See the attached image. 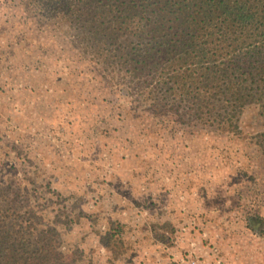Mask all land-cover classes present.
Returning a JSON list of instances; mask_svg holds the SVG:
<instances>
[{"label":"rangeland","instance_id":"rangeland-1","mask_svg":"<svg viewBox=\"0 0 264 264\" xmlns=\"http://www.w3.org/2000/svg\"><path fill=\"white\" fill-rule=\"evenodd\" d=\"M81 50L35 2L0 0V199L17 225L55 228L68 264H264V100L238 133L181 125Z\"/></svg>","mask_w":264,"mask_h":264},{"label":"trees","instance_id":"trees-1","mask_svg":"<svg viewBox=\"0 0 264 264\" xmlns=\"http://www.w3.org/2000/svg\"><path fill=\"white\" fill-rule=\"evenodd\" d=\"M29 1L103 80L181 125L238 133L244 109L264 100V0ZM11 203L0 199V264H68L58 231L19 227Z\"/></svg>","mask_w":264,"mask_h":264}]
</instances>
